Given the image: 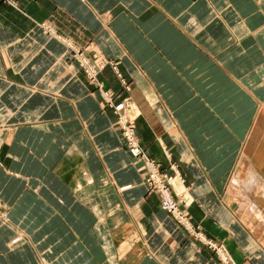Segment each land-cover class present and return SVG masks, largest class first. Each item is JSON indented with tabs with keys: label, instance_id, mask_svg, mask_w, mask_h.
<instances>
[{
	"label": "crops",
	"instance_id": "1",
	"mask_svg": "<svg viewBox=\"0 0 264 264\" xmlns=\"http://www.w3.org/2000/svg\"><path fill=\"white\" fill-rule=\"evenodd\" d=\"M72 48L130 81L99 78L177 163L191 223L232 264H264V0H0V264H221L154 208Z\"/></svg>",
	"mask_w": 264,
	"mask_h": 264
},
{
	"label": "rangeland",
	"instance_id": "2",
	"mask_svg": "<svg viewBox=\"0 0 264 264\" xmlns=\"http://www.w3.org/2000/svg\"><path fill=\"white\" fill-rule=\"evenodd\" d=\"M5 1L7 3H11V4L14 3V0H5ZM72 49H73V52H74V58H76V59L79 60V62L81 64V67L83 69V73H84V75H85V77L87 79V82L89 84L95 85L98 89H100L99 88V84H102V86H103L102 81H100V79H99L100 78V73L108 65H111L112 68L114 67V70H115V73H116L117 77H119L120 79L123 80V82H121V84L123 85V87L126 90L129 89V87H130V81L127 80V78L123 76L124 74L118 68V65L117 64L113 65L114 64L113 63V60H110L111 62H107L106 61L105 64H99V65H97V64H95L93 62L97 58V55L96 54H89L88 53L90 55L89 56V55H86L85 53L83 54L82 52L76 50L75 48H72ZM90 67L96 70V75H97L95 77L96 80H94V78H92L91 75L88 73V70H89ZM104 90L107 91L104 88V86H103V90L100 89V91H101L102 97L104 98V103L106 104L107 107H110L112 109V111L115 113V115L117 116L116 123H117L118 127L120 128V130L122 132V135H124V131H123L124 127H121L120 124H119V114H118V112L117 113L115 112V107L114 106H111V105H117L118 104L120 106L121 104H126L127 107H128V109H129V111H128L129 118L133 122L134 126L136 127V123H135V119H134L136 113L134 114V112L131 110V98L129 96H125V97H121L122 99H120L119 101H116L114 99L113 95L110 94L109 91H107L109 93V97L111 99V101H109V100H107L106 96H104V92H103ZM130 110H131V115H130ZM188 115H189L188 113H184V115L182 113L181 115H179L180 116L179 117L177 113H173V120H175V118H177V117H178V119L180 118V120L190 119L191 118L190 116H192V114L189 117H188ZM215 115L216 114L213 113V114L207 115V117H203L202 118V122L204 120H207L208 116H211V119H214L215 118ZM182 116H183V118H182ZM137 138L140 139V137L138 135H137ZM126 148L129 149L128 147H126ZM144 151L147 152V156L144 157V155H142V156H139V158H138V156L133 155L131 151H129V152L134 157V162L140 166L139 167V170H141L140 172L143 175V183L146 185V179L151 183V185L149 186L150 191L148 192V194H150V196H152V195H155L156 196V200H155L156 202L154 201V204L156 206L154 208L155 209L158 208V210H159V209H162V207H161V204H162L161 203V199H160L157 191L156 192L154 191L152 193V190H153L154 187H157V188L159 187L158 186L159 183L154 179V175L152 173L158 172L163 178H167L168 184L171 185L170 184V178L172 177L171 176V173H174L176 175L177 172H178L177 171L178 169L176 167L177 166L176 165L177 163L172 161L170 164L168 162L165 165L163 162L159 161L156 157H154L151 153H149V151L147 149L146 150L144 149ZM150 165L151 166L153 165L152 168L150 167ZM154 189H156V188H154ZM154 204H153V206H154ZM126 212H127V210H120L119 213H118V215H119L118 217H120L121 219L126 218L127 217ZM91 226L92 225L89 224V227H91ZM196 227L199 228L198 226H196ZM58 231L59 232H65V228H60V229H58ZM88 242L93 247V249H95V247L97 245V242L95 240H93V239H88ZM216 244H217V242H216ZM207 247L210 248L213 251V253L217 256L218 255L217 254V252H218V249L217 248H220L222 246L219 244V246L217 248H215V247L211 248L208 245H207ZM219 260H220V257H219ZM220 263L223 264L222 263V260H220Z\"/></svg>",
	"mask_w": 264,
	"mask_h": 264
},
{
	"label": "bare ground",
	"instance_id": "3",
	"mask_svg": "<svg viewBox=\"0 0 264 264\" xmlns=\"http://www.w3.org/2000/svg\"><path fill=\"white\" fill-rule=\"evenodd\" d=\"M88 73L91 75L92 78H94V80H96L95 77L97 75H96V70L95 69H93V68L90 67L89 70H88ZM99 88L103 90L102 84H99ZM103 92H104V96H106L107 100L111 101V99L109 97V93L107 91H105V90ZM111 106H113V105H111ZM117 109H119L121 111L122 115H125V117H126V115L128 114V111H129V109H128V107H127L126 104H121L120 106L117 107ZM257 132H259V130H257ZM135 133H136V136H137L138 134H137V131H136V127H135ZM122 140H123L124 145L126 147H128L127 146V140H125V138H124L123 135H122ZM138 140L140 141L139 138H138ZM144 149H145V147H144ZM128 151H130V149H128ZM145 154H146V151H145ZM138 158H139V156H138ZM152 166L150 165L151 168H152ZM252 167H253V165H252ZM152 174L154 175V179L159 183V187L158 188L157 187H154L156 189L153 188L152 193L154 191L155 192L157 191V193H158V195H159V197L161 199L162 208L167 212V214H169L176 222H178V224H180L183 228H185L189 232V234H191L193 237H195V238L199 239L200 241L204 242V244L210 246L211 248H213V247L217 248L219 246L218 243L216 244L215 241L208 239L205 236V234L201 231V229L197 228L195 225H193L191 223V221L189 220L187 214L185 213V211L181 207V201H179V200H177L175 198L174 194L172 193V190L168 186V184H167V178H163L161 175H159L157 173H152ZM147 185H148V188L151 185V183L148 180H147ZM232 186H233V184H232ZM234 186L236 187V185H234ZM239 187H241V186H239ZM149 191H150V188H149ZM238 198H241V194H240V196ZM246 201H248V200H246ZM249 201H251L250 198H249ZM217 249H218V252H217L218 257H220V260H222V263L223 264H232L230 262V260H229V257L227 256V254L223 250V248L220 247V248H217Z\"/></svg>",
	"mask_w": 264,
	"mask_h": 264
},
{
	"label": "built area",
	"instance_id": "4",
	"mask_svg": "<svg viewBox=\"0 0 264 264\" xmlns=\"http://www.w3.org/2000/svg\"><path fill=\"white\" fill-rule=\"evenodd\" d=\"M108 94V93H107ZM118 105V104H117ZM117 105H113L115 107V112L119 114V124L121 127H124V138L127 140V146L129 147L130 151L135 156H145L144 147L142 146L141 142L138 140L136 133H135V126L130 120L128 114L122 115L119 109H117ZM159 174L158 172H154ZM160 175V174H159ZM159 186V185H158ZM171 209V208H170Z\"/></svg>",
	"mask_w": 264,
	"mask_h": 264
}]
</instances>
